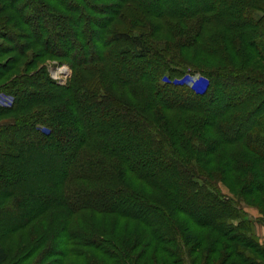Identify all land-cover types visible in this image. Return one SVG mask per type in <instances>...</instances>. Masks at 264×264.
Listing matches in <instances>:
<instances>
[{"label": "trees", "instance_id": "trees-1", "mask_svg": "<svg viewBox=\"0 0 264 264\" xmlns=\"http://www.w3.org/2000/svg\"><path fill=\"white\" fill-rule=\"evenodd\" d=\"M257 11L262 16L255 17ZM141 18L165 30L175 24L173 32L199 19L214 29L212 39L203 40L208 51H220L224 64L211 71L174 62L153 47L145 30L112 26ZM46 56L73 69L67 87H55L45 71L35 70ZM255 61L264 66L260 2L255 8L250 0H0V92L13 98L0 115L22 103L33 112L0 129V264L263 259L252 222L236 202L254 206L264 197V134L258 132L264 127V67L244 68ZM107 81L168 112L156 127L165 133L164 147L107 94ZM24 130L36 138L28 140ZM103 159L107 172L110 161L122 179L109 176L111 191L84 189L101 175ZM187 160L198 165L196 176L185 173ZM211 178L232 196L205 183ZM87 213L114 215L135 228L125 234L126 244H115ZM233 219L239 223L232 225ZM177 233L180 245L174 244ZM108 242L115 254L103 248Z\"/></svg>", "mask_w": 264, "mask_h": 264}, {"label": "rangeland", "instance_id": "rangeland-1", "mask_svg": "<svg viewBox=\"0 0 264 264\" xmlns=\"http://www.w3.org/2000/svg\"><path fill=\"white\" fill-rule=\"evenodd\" d=\"M251 5L255 8L259 5V2L261 4H264V0H250ZM255 17L262 16L261 11L255 12ZM198 22H200L199 19H192L190 22H187L183 28L179 29L177 28L174 32L173 29L177 25H173V28H169L168 30H165L162 26L159 24L152 23L148 20H145L144 18H141L140 20H126L118 19L115 20L112 23V26L115 25V27H124L126 25H136L137 27L141 28L140 30H145L149 33L148 39L152 42L153 47L160 51L163 49L167 52V57L177 63H182L185 65L192 66L196 65L198 67H201L204 70H211L214 71L218 68H221V65L224 64V59L221 56L220 51L216 52V48H214V52L208 51L209 43L204 41L203 39L211 40L213 37L214 29L208 27L207 25H200ZM190 40L189 45H185V50H180L179 46L183 44V42L186 40ZM202 41V42H201ZM213 42L215 39L212 40ZM235 45L237 48H239V45H241V42L239 40H235ZM191 45V46H190ZM255 66L253 70L256 71L257 68H260V66L263 68L264 66L261 65L260 61H255L250 64H248L247 67H244L246 70L250 68V66ZM260 65V66H259ZM244 69V70H245ZM35 70L38 71H45L46 78L54 84L57 88H65L69 84V82L73 79L74 71L73 69L65 62L59 61V59L46 56L44 59L38 62L36 65ZM35 72V71H33ZM63 72V73H61ZM61 73V74H60ZM62 77V78H61ZM194 77V76H193ZM60 78V79H57ZM190 81H188L189 84H192L194 78H189ZM7 80V79H6ZM105 81V79L103 78ZM6 86V85H4ZM2 89V87H0ZM107 94L110 95L111 98H114L117 101V105L125 106L127 109H131L133 112H128L129 117L138 122L141 127L143 128V132L146 134H150L155 137V141L158 143L157 145L160 147H164V145L160 142V139H162V136L160 133L165 134L163 130L161 132L158 131L156 128L158 125L162 126V123L167 120L168 112L162 110L158 106L150 103L148 101V98L145 97V95H139L136 91L131 89H125L120 86H115L114 83H109L107 81ZM68 95V96H67ZM63 97H69V94H65ZM63 99H61L62 101ZM68 100V99H67ZM13 98L11 95H8L4 92H0V107H10L12 105ZM30 105H27L26 103H22V105L17 106V110L13 113H6L4 115H0V129L6 128L9 126L14 125V123L18 121H23V119H26V116L31 115L33 112H30L29 108ZM150 110V112L148 111ZM6 112V111H5ZM1 114V113H0ZM258 116V115H257ZM47 115L42 116V120H45ZM155 122V127L151 122ZM40 126L43 130L49 131L46 126L37 124ZM26 133H28L27 139L33 138L34 132L32 130H24ZM30 132V133H29ZM258 132L260 134H264V127H261L258 129ZM32 135V136H31ZM34 137L33 139H35ZM169 147H167V152H170ZM172 155V163L177 166L179 159L178 157L173 153ZM112 162L117 164L115 160H112ZM188 163V166L185 168L187 169V174H190L191 176H196V168L198 165L195 161L190 162L189 160L186 161ZM103 163L105 165V168L100 169L101 175L89 179L88 182L85 183L84 189L86 190H95V191H101V192H107L108 190L111 191V181L110 177H115L118 175V179H122V175H120L117 170H112V164L109 161L108 165V172H107V159H103ZM172 164V165H173ZM111 166V168L109 167ZM132 178L134 176L132 174H128ZM136 179V178H134ZM210 183L212 185H215L223 194H227L229 196L231 195V192H228L226 186L223 185L217 178H211L210 180H206L205 182ZM137 185H140L143 189L142 183H137ZM81 189V188H80ZM148 191V190H147ZM149 192V191H148ZM233 198V197H232ZM237 198V197H235ZM237 198L236 202L238 205L241 206L243 211L247 214L248 218L251 220V224L253 225V235L256 241V244L260 248H264L263 238L261 235L259 236L256 232V228L260 225H264V197L262 199H258L254 206H247L244 203L239 202ZM261 208V209H260ZM251 211L252 216L251 217L248 213ZM87 215L90 218V222L94 227H98V230L103 231L107 234V230L112 235L111 238H107V240H112L115 244L121 243L126 244L123 241L125 240V234H128L129 232H132L135 228L134 223H130L127 220L120 219L117 216L114 215H90L87 213ZM232 225H237L239 223V219H233L231 221ZM112 230V231H110ZM201 230L196 229L195 232L200 233L201 235L203 232H200ZM179 236L180 234H176V241L174 244H179ZM261 238V239H260ZM104 241V240H102ZM112 244L108 242L106 246H103V248L106 250V253L108 254H115L116 250L111 248ZM128 246V245H127ZM121 248L123 246L121 245ZM171 249H175V246L173 243L170 246ZM181 251V250H180ZM241 251H243L245 254H249L246 249L242 248ZM182 252V251H181ZM183 253V252H182ZM160 257V255H158ZM103 258V257H101ZM255 264H264V258L262 259L260 256H255ZM77 262V261H76ZM215 261H213L211 264H214ZM78 263V262H77ZM240 259H238L236 256L232 257L226 264H239ZM101 264H107V259L103 258ZM109 264V262H108ZM121 264V263H120ZM184 264V263H181Z\"/></svg>", "mask_w": 264, "mask_h": 264}, {"label": "crops", "instance_id": "crops-1", "mask_svg": "<svg viewBox=\"0 0 264 264\" xmlns=\"http://www.w3.org/2000/svg\"><path fill=\"white\" fill-rule=\"evenodd\" d=\"M251 217H254V216H252V213H251V211H249V213H248ZM256 232H257V234L259 235H261V237L263 238V243H264V225H260V226H258L257 228H256ZM259 235V236H260ZM261 239V238H260Z\"/></svg>", "mask_w": 264, "mask_h": 264}, {"label": "bare ground", "instance_id": "bare-ground-1", "mask_svg": "<svg viewBox=\"0 0 264 264\" xmlns=\"http://www.w3.org/2000/svg\"><path fill=\"white\" fill-rule=\"evenodd\" d=\"M62 78V77H61ZM57 79H60V78H57Z\"/></svg>", "mask_w": 264, "mask_h": 264}, {"label": "built area", "instance_id": "built-area-1", "mask_svg": "<svg viewBox=\"0 0 264 264\" xmlns=\"http://www.w3.org/2000/svg\"><path fill=\"white\" fill-rule=\"evenodd\" d=\"M61 73H63V72H61ZM61 73H60V74H61Z\"/></svg>", "mask_w": 264, "mask_h": 264}]
</instances>
